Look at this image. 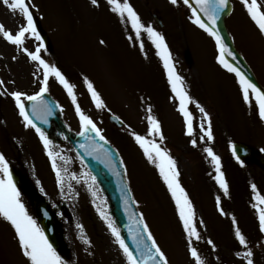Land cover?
<instances>
[{"label":"rangeland","instance_id":"obj_1","mask_svg":"<svg viewBox=\"0 0 264 264\" xmlns=\"http://www.w3.org/2000/svg\"><path fill=\"white\" fill-rule=\"evenodd\" d=\"M129 2L145 25L151 24L165 37L174 68L183 77L185 90L192 98L188 105L192 136L186 135L185 118L178 111L179 102L171 92L157 49L146 33H141L137 40L130 22H121L107 0H98V6L92 5L91 0H32L37 28L48 35L51 43L50 49L42 51V58L56 64L75 85L82 110L118 151L127 170L126 181L132 198L137 201V210L170 264L194 262L188 254L187 238L171 194L155 165L149 163L131 135L136 132L147 136L149 107L161 124L164 135L161 147L177 161L180 183L192 201L197 230L201 234V239H194L193 243L205 264H246L243 256L237 255L246 249L235 239L233 217L254 252L255 264H264V233L259 231L257 214V207L264 205L253 199L257 195L264 196V173L253 165H240L234 160L230 147L233 142H241L259 151L264 149V121L259 119L254 101L251 108L243 102L233 73L217 63L212 38L191 23V14L181 1L176 6L169 0ZM231 2L233 12L227 29L237 52L264 88V36L259 34L240 0ZM258 3L264 8V0ZM155 11L163 29H159L151 17ZM22 23L21 15L11 12L0 2V24L6 30L14 33ZM37 43L28 39L25 46L35 51ZM85 77L100 93L106 105L104 110H97L92 103L84 84ZM42 78V69L0 35V80L6 82L8 90L33 94L39 90ZM47 92L63 109L67 127L77 134L79 117L64 88L50 77ZM197 104L210 115L214 137L211 142L206 138L201 140V124L206 127L207 122ZM107 111L125 123L122 129L108 123ZM193 139L197 141L196 147L192 146ZM54 146L52 150L68 160V163L61 159L56 161L64 176L63 190L56 184L51 161L36 132L24 127L12 98L0 96V152L5 154L9 165L25 177L29 195L36 190L52 205L60 206L55 214L65 248L61 257L64 264H126L122 251L97 212L96 206H100L108 215L105 197L97 185L92 186L91 181L84 183L80 174L88 170L72 147L64 140ZM207 147L221 158L228 195L215 180V166L204 151ZM261 152L264 156V151ZM72 173L76 174L75 179ZM253 184L257 186L255 193ZM90 187L97 192L95 202ZM29 195L22 197V201L32 215L28 208ZM217 197L226 215L217 210ZM77 224L82 225V229H78ZM84 239L90 243H84ZM209 239L214 242L215 249L207 243ZM0 264H25L13 229L2 220Z\"/></svg>","mask_w":264,"mask_h":264},{"label":"snow or ice","instance_id":"obj_2","mask_svg":"<svg viewBox=\"0 0 264 264\" xmlns=\"http://www.w3.org/2000/svg\"><path fill=\"white\" fill-rule=\"evenodd\" d=\"M11 12L18 13L23 18V23L19 26L18 30L14 33L6 30L3 24H0V35L9 44L15 46L16 49L21 51L27 58L38 65L42 69L43 78L39 80V90L33 94H29L20 90H8L6 82L0 80V96L7 95L15 102V108L22 119L23 125L26 129H34L39 140L43 145V149L51 161L52 170L55 173L56 184L63 190L64 176L61 170L57 167V159L64 160L68 163L67 158L54 152L52 149L55 147L54 142L49 139L45 131L39 127L33 120L36 117L41 123L47 124V116L52 115L53 108L50 103L45 99V94L49 88V78L53 77L66 91L68 97L71 99L75 107L76 115L79 117L80 131L77 135L84 137L87 141L86 144H81L80 148L84 150L85 155L93 156V158L101 160L106 166H111V156L103 150L102 146L95 144L93 134L100 141L105 144L108 143L102 133V129L97 126L96 122L84 113L80 104L77 101L75 93V85L70 83L69 79L62 72V70L54 63L47 62L42 58V51H46L44 38L41 36L34 13L32 11V0H0ZM92 5L98 6V0H91ZM108 5L113 13L120 17L121 22L125 20L130 22L132 30L136 33V39L141 38V33H146L151 43L157 49V55L163 61V66L167 76V82L171 88V92L179 102L178 111L184 116V123L186 127V135L192 136L193 124L191 121V113L188 110V105L192 103V98L185 90L183 77H181L175 70L172 63L171 54L165 42L164 35L157 31L151 24L145 25L141 17L133 8L129 0H107ZM169 3L176 6L180 0H169ZM184 6L190 10V21L192 24L203 30L210 36L216 44L218 55L216 56L217 63L221 65L229 73L235 74L237 83L239 84L242 94L243 102L251 108L253 101L258 110V116L261 121H264V89L260 88L241 68L237 67L233 62H230L226 57H230L231 61H236L237 57L234 52L225 44L224 37L220 34L218 21L221 15L228 9L229 0H182ZM247 13V16L258 29L261 36H264V8L258 3V0H240ZM28 39L37 41L35 51L29 50L25 46ZM131 39V37H130ZM103 44L104 41L101 40ZM141 51L144 49L143 43L140 45ZM15 59V57H13ZM14 83V82H13ZM84 84L91 97L92 103L97 110H104L106 105L96 90L93 83L87 78H84ZM31 105V114L28 111V105ZM60 108L59 104L55 105ZM200 112L203 114V120L207 122V126L201 124V140L207 139L208 142L213 140L212 121L210 115L203 107L197 104ZM60 111H63L60 108ZM148 132L147 136L132 132V138L139 148L143 151L144 156L149 163L154 164L159 172L161 179L166 185L168 192L171 194L172 200L175 203L176 211L179 216L180 222L183 226L184 234L187 238V251L191 256L194 264H205L198 249L194 246L193 240L199 241L201 234L197 230L195 211L192 201L189 199L188 193L180 183V172L177 167V161L171 156L169 151L161 147L160 142L164 140V135L161 130L160 122L151 114V107L148 108ZM118 119V118H117ZM151 137V138H149ZM64 139H68L67 136ZM192 146L196 147L197 141H191ZM232 154L237 161L243 164L240 156L237 155L235 145H230ZM207 156L215 166V180L219 187L223 190L225 195H228V183L221 171V158L215 154L211 147L204 149ZM264 151V149H261ZM104 153L106 159H102L100 153ZM117 155H119L117 153ZM121 167L124 161H120ZM67 170L65 169V172ZM127 175V170H124ZM84 178V183L91 181V185H96V176L92 175L91 171L82 172L80 174ZM71 177L76 178V174L72 173ZM79 182V181H77ZM39 184V181H37ZM252 191H257V186L253 184ZM92 196L95 198L97 192L89 188ZM122 199L124 200L125 208L127 209L130 204H137V201L127 195L128 189L125 187L122 190ZM259 205H264V196L257 195L253 197ZM105 204L106 201H101ZM256 207V205H253ZM216 207L222 215H226L221 206L220 198H216ZM97 212L102 220H104L114 242L118 245L123 253L126 264H170L169 258L162 250L161 246L157 243L149 226L144 221L142 214L136 220L137 231L133 233L131 226L129 227V238L132 239L135 245V252L128 246L121 231L116 226L114 220L106 215V212L100 206H96ZM259 231L264 233V207H257ZM134 215V214H133ZM131 218V217H130ZM0 220L7 222L14 231V239L17 241L18 249L25 259V264H64V261L57 253L56 249L49 242L44 230L39 226L36 219L29 214L28 209L22 201L20 191L16 186L10 169L9 161L4 153L0 152ZM234 227L235 239L244 249L242 254L237 253L238 256L242 255L246 264H255L254 252L248 246V241L240 228L237 225L236 218H232ZM78 229H82V225L77 224ZM145 237L150 245L145 242ZM84 243L88 244L90 241L84 239ZM209 245L215 249L214 242L209 239Z\"/></svg>","mask_w":264,"mask_h":264},{"label":"water","instance_id":"obj_3","mask_svg":"<svg viewBox=\"0 0 264 264\" xmlns=\"http://www.w3.org/2000/svg\"><path fill=\"white\" fill-rule=\"evenodd\" d=\"M230 12H231V6L229 5L228 9H226V11L221 15V18L218 21V27L220 29V34L224 37L225 44L228 46L229 49H231L234 52V54L237 57V60L231 61L230 57H226V58L229 59L230 62H233L237 67L241 68L254 81L251 73L246 68L242 59L235 52L228 38V35H226L227 33L224 27V20L225 17H227L230 14ZM42 36L44 38L45 43H47L48 45L49 43L46 37L44 35ZM45 99L50 103V105L53 108L52 115L46 117L48 121L47 124L41 123V121L36 117H33L34 122L45 131L48 137L52 133L50 127L51 123L54 124V127L59 132L65 133V136L68 137V140L72 143L78 155L86 164V167H88L92 175L96 176L97 178L96 181L99 187L101 188L104 195L107 197L109 201L110 216L113 217L116 226L121 231L128 246L135 252L136 250L135 245L132 239L129 238L128 229L131 226L133 233L137 231L136 220L138 219L139 215L136 213L135 206L133 204H130L127 209L125 208L124 200L122 199V195H123L122 190L125 187H127V185L124 180V176H125L124 169L120 165V160L118 159V156L108 145H106L103 141H100L97 137H95L94 134L92 138L95 141V144L98 146H102L103 150L106 151L111 156V166L110 167L106 166L104 162H101V160L93 158V156L85 155L84 150L80 148L81 144L87 143L85 138L81 136H75L70 132L66 131L60 119V112L58 108L55 107L56 104L47 94H45ZM28 111L31 114L30 104L28 105ZM110 119H111L110 121L113 123L115 122V124L118 125L121 124L120 122L115 121L113 117ZM234 145L236 146L237 149V155L240 156L241 160L244 163H248L249 161H254L255 164H257L262 169H264V158H262L256 151L241 144H234ZM100 155L102 159H106L104 157L103 152H101ZM12 176L14 181L16 182V186L24 190V183L22 182L23 180H21L18 174L13 171ZM127 195L131 197V195L129 194V190ZM32 201H33L35 214L39 220L38 222L40 223L42 229L44 230L45 235L47 236L49 242L53 245V247L57 251L61 252L63 248L57 236V232H58L57 225L55 224L54 220H52V217L48 211L49 210L48 206L44 202L45 200L42 197L35 195L32 198ZM145 242H147L150 245V242L146 240V237H145Z\"/></svg>","mask_w":264,"mask_h":264},{"label":"bare ground","instance_id":"obj_4","mask_svg":"<svg viewBox=\"0 0 264 264\" xmlns=\"http://www.w3.org/2000/svg\"><path fill=\"white\" fill-rule=\"evenodd\" d=\"M55 209H60V206H54V205H50V210L53 212V211H56Z\"/></svg>","mask_w":264,"mask_h":264}]
</instances>
